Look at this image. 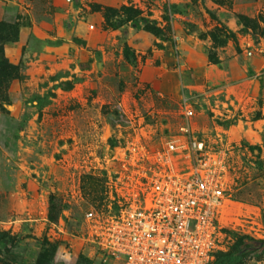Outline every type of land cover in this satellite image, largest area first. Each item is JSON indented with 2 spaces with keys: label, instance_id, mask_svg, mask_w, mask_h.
Listing matches in <instances>:
<instances>
[{
  "label": "rangeland",
  "instance_id": "1",
  "mask_svg": "<svg viewBox=\"0 0 264 264\" xmlns=\"http://www.w3.org/2000/svg\"><path fill=\"white\" fill-rule=\"evenodd\" d=\"M182 124L228 155L218 251L264 239V0H0V264H120L93 227Z\"/></svg>",
  "mask_w": 264,
  "mask_h": 264
},
{
  "label": "built area",
  "instance_id": "2",
  "mask_svg": "<svg viewBox=\"0 0 264 264\" xmlns=\"http://www.w3.org/2000/svg\"><path fill=\"white\" fill-rule=\"evenodd\" d=\"M181 103L188 119L194 111L189 98ZM179 133L165 142L159 166L140 184L143 204L120 209L106 227H93L91 240L120 264H209L223 250L217 214L229 190L228 155L189 125ZM173 153H182L180 167Z\"/></svg>",
  "mask_w": 264,
  "mask_h": 264
},
{
  "label": "trees",
  "instance_id": "3",
  "mask_svg": "<svg viewBox=\"0 0 264 264\" xmlns=\"http://www.w3.org/2000/svg\"><path fill=\"white\" fill-rule=\"evenodd\" d=\"M259 86L261 85V79H258ZM224 127H228L229 123L226 121L222 124ZM48 215L51 220L52 209H53V199H49ZM234 241L226 251H217L214 255L213 260L209 264H239L246 257L261 258L264 256V239L253 238L245 234L234 233ZM1 239L8 238L7 235L0 236ZM44 246L38 253L34 264H48L50 256L55 251L57 245L56 243L48 244L44 242ZM76 264H92L89 259L79 255L76 260Z\"/></svg>",
  "mask_w": 264,
  "mask_h": 264
}]
</instances>
